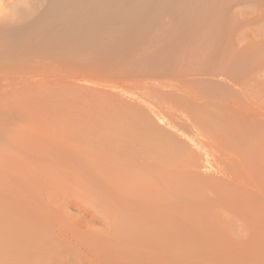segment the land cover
Listing matches in <instances>:
<instances>
[{
  "label": "rangeland",
  "instance_id": "374dc122",
  "mask_svg": "<svg viewBox=\"0 0 264 264\" xmlns=\"http://www.w3.org/2000/svg\"><path fill=\"white\" fill-rule=\"evenodd\" d=\"M96 3L102 0H0V126L20 128V135L15 132L20 137L29 130L32 136L33 130L51 129L54 137L63 134L71 140L76 132L80 137L105 132L109 138L120 123L122 129L136 126L133 133L141 134L142 140L121 148L146 157L123 163L133 170L132 203L145 212L141 218L149 229L129 240L120 238L100 215L92 216L93 207L71 206L68 201L67 205L61 192L65 194L64 177L60 190H55L57 196L53 192L54 201L66 204L64 213L74 222L68 230L64 222L42 229L51 249L45 264L264 263L260 226L250 216L252 208L264 203V159L253 155L250 159L242 147L247 136L256 138L255 120H263L252 115L246 104L248 91L264 86V0H114L111 6L116 8L105 4L89 10ZM133 6L144 8V13L127 16L125 11ZM143 114L146 127L138 121L137 115ZM8 128L1 130L9 133ZM119 133L110 134L115 147L116 137L123 135ZM191 140L212 153L209 165L215 176L198 173L183 178L187 175L183 168L201 165ZM18 145L22 149L16 152L24 150ZM8 158L3 157L5 162L0 158V169L3 162L6 167L12 162ZM12 171L9 178L0 173L1 188L7 186L12 193L26 188L22 193L33 202L39 196L50 201L40 192L47 188L42 182L38 188V181L27 179L28 174ZM30 179L40 195L28 188ZM18 180L27 185H19ZM170 194L171 203L184 195L182 204L177 200L179 207L191 201L195 212L188 211L189 204L185 207L200 222L186 225L188 221L177 214L176 222L154 226L152 216L163 210L162 198ZM181 220L186 222L177 224ZM136 238L154 242L153 249L151 244H143L149 252L138 247ZM164 248L163 254H153ZM175 251L181 253L174 254L177 258Z\"/></svg>",
  "mask_w": 264,
  "mask_h": 264
},
{
  "label": "bare ground",
  "instance_id": "6f19581e",
  "mask_svg": "<svg viewBox=\"0 0 264 264\" xmlns=\"http://www.w3.org/2000/svg\"><path fill=\"white\" fill-rule=\"evenodd\" d=\"M112 2H114V0H102V3H96L94 5H91L89 10L91 9V11H92V10L101 9L103 7V5H105V4L108 5V7H109V6H111ZM140 3H142V2H140ZM144 4L145 3H143V5L141 7H143ZM80 5H82V4H80ZM55 6H57V5L55 4ZM113 6H111V8H116V6L115 7H113ZM134 6L130 9H128V12L127 11H125V12L127 14L132 13V15H135V14L140 15V13L143 12L144 8L140 9V8L134 7ZM103 9H105V8H103ZM118 9H120V8L118 7ZM87 10H86V12H89ZM146 10H148V9H146ZM76 11H78V10H76ZM83 13H85V12H82V14ZM129 14L127 16H129ZM123 15H124V13H123ZM262 87H261V89L264 90V86H262ZM261 89L258 88L254 91L253 90L248 91L247 95L249 97L250 103L246 104V106L248 108V111L252 115H254L255 117L263 118V120H255V122L253 123L254 128L255 129L257 128L256 130L258 131L256 138H255V136L254 137L247 136L246 139H244L242 141V147H243L245 153L248 155V157L251 159L252 155H253V157L256 156V158H258L259 160L264 159V95H262L263 94L262 92H264V91ZM259 95H262V96L260 97ZM3 98H5V97H3ZM10 108L15 109L12 107H10ZM17 108H21V107H17ZM8 109H6L5 111L7 112ZM6 112H5V115H6ZM26 112H28V111H26ZM139 112H137V113H139ZM23 113H24V110H23ZM3 114H1V115H3ZM25 116H26V114H25ZM137 116L139 119L138 121L141 122V125L146 127L145 126L146 125V120H145L146 118H144V117L141 118V116H144V114L143 115H137ZM8 118H10V117H8ZM25 118L27 119V117H25ZM130 118H133V120L131 119V122L135 121L134 120L135 117H130ZM130 118H128L129 121H130ZM22 119H23V117H22ZM22 119H20V120H22ZM158 122L160 124H163L165 122L164 118L159 116ZM14 123H15V120H14ZM20 123H21V121H20ZM120 124L122 125V123H120ZM5 125H7V126L6 127L3 126V128L7 129L9 126L8 129L11 128L12 131H13V129L16 128V127L13 128L10 124H5ZM17 125H18V121H17ZM121 125H120V127L118 126V129H115L116 127L114 128L116 130V132L114 129L111 133L109 132L110 130H108L109 138L104 137L106 135L105 132L103 133L104 136H102V135L98 136L97 134H96V136L92 135V134L87 135V133H86V135H83L81 137H80L81 134H77V132L76 133L74 132L78 137L75 135L76 139L71 140L70 138H68L69 139L68 140L67 137H65V135L63 136L62 133H61L62 137H60L61 135L60 136L57 135V137H54L52 134L55 131L52 132V134H51V132H50L51 129L45 130L44 128H43V131H45V132L49 131L50 133L49 132L43 133L42 130H41L42 132H40V130L39 131L33 130V131H36L37 133L33 132L34 134L31 133L30 135H32V136H29V132H31V130H29V132H28L26 129V130H22V132L25 133V131H27L28 134H26L27 133L26 132L25 134L21 135V137L25 136V135H27L28 137L26 136V138L25 137L21 138L19 136L20 132H21L20 128H19L20 130L18 128H16L18 130L16 131V129H15L13 131L14 133L10 132L11 130H6V131H9V133H5V130H4V132L2 131L3 128H1V126H2V124H1L0 128L2 130L0 129V132H1L0 133V158L3 159V157L4 158L10 157L11 160H9V161L7 160V162H11V161L12 162L10 164L8 163L9 165H7V167H6L5 166L6 164L4 165L5 161L3 159L4 162L2 163V165L4 166V168L6 167L5 168L6 171H5V169H2V165H1L0 173L2 175H3V173L7 174V175H5V177H7V176H9L8 174L11 175V173H14L12 171V168H15V172L22 171L23 173H25V176L28 174L29 177L27 176L28 177L27 179L31 178L33 181H36V182L38 181L37 184L39 182H42L43 186L45 185L48 188L47 189V188L43 187L42 190L44 189L45 191L40 190V192L43 195L48 196L50 201H47L48 198H46V197L45 198L47 200H45L44 198H43L44 200H42L41 196H39V200L37 199L36 202H33L31 200L33 198L28 199L25 196V194L22 193L23 190H25L26 188L25 189L22 188L23 189L22 192H21V188H20L21 194H18L20 192H16V191H19V189H17V188H16V191L14 193H12L11 189L5 188L7 186H5L4 188L0 187V264H45L46 263L45 259L47 258V256L49 257L50 254H48V253H49V250H51V249H49V246H48L49 244H47L48 239L44 238L45 236L44 237L41 236L42 232L44 231L42 229L47 228V230H49V228H52L54 226L53 224H51L52 226H50L48 228L47 226H49L50 223H58L59 222V224L62 226H64L66 224L67 226L65 225V227H67V230H68V227L72 226V223L74 222V220L72 219L73 217L70 218V217L66 216V214L64 213V211H65L64 207L66 204H58L56 201H54L53 192L55 190H58L57 187H59V190H60V188L62 187L60 185V181H62V179L64 177H65V186H64L65 187V194L63 193V190H61V192L63 195L66 196L65 197L66 203L68 201L71 206L76 205V206H80L81 208H85V209L87 207H90V209H91V207H93L95 209V213H93L92 216H94L96 218L97 216L100 215V217L103 219L104 222L109 223L110 226H112L115 229V233L117 235H119L120 238L125 236V240L126 239L129 240L133 236L137 237L136 234H138L139 236H141L142 234H146L149 227H147L148 223H146L145 220L143 221V219L141 218V217H144V214H143L144 211L138 210L137 205L132 203L134 201V197L132 196V194H134L133 191L135 189L133 184L131 183L133 180V172L131 173V171H133V170L130 169L129 167H127L123 163V162L129 161V160H132L134 158H142V157L146 158V157L141 156V155L137 156L136 151L131 150L129 152H126V150L123 151V149L121 148V146H126L125 144H127L128 147L126 146L127 147L126 149H128L129 148L128 144L131 142L135 143V142L142 140V137H141L142 135L140 134L141 136L140 135L136 136L133 133V131H134L133 129H137L136 126L132 128L131 126L129 127V125L127 124L126 125L127 128H124L125 131H122L124 129H122L123 127L121 128ZM148 127H149V125H148ZM130 128H132V130ZM32 129H34V128H32ZM128 129L131 130L133 134H129V132L131 133V131L128 132ZM117 130H118V132H117ZM85 131H86V129H85ZM15 132H18L19 135H17V133H15ZM68 132H69V130H68ZM119 132H122L123 135L121 134L122 136L118 135L119 137L118 136H117L118 138L116 137L115 141L117 142V139H118L119 142H117L118 145H116V143L114 144V145H116V147H115V146H113V143H112L115 139V137L113 138L112 133L117 134ZM74 133H72V135H74ZM13 134H16L17 136L15 135L16 136L15 137ZM35 134L36 135L41 134V135L35 136ZM48 134H49V136H48ZM110 134H112V135L110 136ZM54 135H55V133H54ZM18 136L20 138H18ZM63 137H65V138H63ZM16 138H18V139H16ZM191 141L194 144V149H195L196 154L202 159L201 163H200L201 165L190 166V167L187 166V167L183 168L184 170L187 171V175H186L187 177L181 176L180 178L181 179H182V177L188 178L190 176L192 179L194 176L193 174H198V173L202 174V175L204 174V175H214L215 176V172H211L212 167L210 166L211 164L209 163V162H211L210 161L211 159L209 158V156H211L212 153H210L209 150H207L203 145H201V143H196L194 140H191ZM18 144H21V146L24 147L25 151L24 150H18V152H16V148L22 149L20 147H17V146H19ZM176 145L180 146V147L182 146L180 144L178 145V143H176ZM6 146H9V147L5 148ZM1 161H0V163H1ZM8 168H11V170ZM188 168H189L191 173L193 172L192 174L189 173V170H187ZM183 169H181V170H183ZM9 170L11 171V173L9 172ZM14 175L16 177L18 176V174L17 175L14 174ZM20 177L23 178L22 175L18 176L19 179H20ZM223 177H225V176H223ZM7 178H9V177H7ZM31 179L29 180L30 182L28 185L26 182L25 183L22 182V180L21 181L18 180V182H20V184L18 182L17 183L19 185H21L22 183H24L23 185L26 184L27 186L30 185L28 188L30 190L31 189L34 190L35 193L33 191L32 192H33V194H36V192H37V191H35L36 188H34L32 186L34 188L33 189L31 187V184L33 182ZM13 180H15V179L13 178ZM26 181L28 182V180H26ZM13 184L15 185V182ZM33 184H35V183L33 182ZM23 185H22V187H24ZM41 185L38 184V188ZM182 188L185 189L186 187H182ZM182 188H180V189H182ZM29 189H27V190L29 191ZM38 191H39V189H38ZM181 191H179L177 193H180ZM185 191L189 192L188 190H185ZM56 192L57 191H55V194H56ZM187 192L185 193V198H187L186 200H188V197H189L188 196L189 193H187ZM24 193L27 194V191H24ZM174 193H176V192H174ZM181 193L184 194V191H182ZM171 194H172V192H171ZM171 194L167 195V196L164 195L165 197L162 198L164 200V202L161 203V204H163L161 207L163 210L156 211V213L152 216L151 221H152L153 225L154 224L156 225V223H159V222L161 223L160 225H164L166 223H169L171 220L176 222L177 220H175V218L178 217L177 214H179L180 218L184 217V219L186 221H188L187 223H185L186 225L188 223L192 224L194 222L199 223L200 219L198 221L197 217L190 214L191 210H193L192 213L195 212V208L193 207V209H192V207H191L192 205L189 204L191 201H189V203H188L190 205V208H191L190 210L186 209V207L189 206L188 204H186L187 206L185 205L186 207L184 205H180V207H179V203H181V199L184 197V195L180 194L181 196L179 195V197L183 196L181 199L176 198L175 200H173V201H175L174 202L175 204H174V203L170 202V199L168 200V196H169V198L172 197ZM186 194H187V196H186ZM36 195H40V194L37 192ZM31 196H29V197H31ZM56 196H57V194H56ZM175 196H177V195H175ZM32 197H36V196L34 195ZM62 198H64V196H62ZM191 198L192 197H190V199ZM61 200H63V199H61ZM177 200H179L180 202L177 203ZM186 200H184V201H186ZM69 204L67 203V205H69ZM137 204L139 206H141L140 203H137ZM183 204H185V202H183ZM142 208H144V207H142ZM151 210H153V209H151ZM184 212H186L187 214L186 213L184 214ZM250 212H251L250 216L255 217L256 220H258V223L260 226V232L259 233L261 235L259 238H261V240H264V203H262L261 206H258L256 208H252L250 210ZM182 215H184V216H182ZM94 217H92V218H94ZM83 220H84L85 224H87V225L89 224V221L87 219L83 218ZM185 220H181V223L178 222L177 224H182ZM202 220H203V218H202ZM256 220H254V221H256ZM61 222H64L65 224L61 223ZM190 224H189V226H187V228L188 227L190 228V226L193 225V224L192 225H190ZM256 224H257V221H256ZM186 225H185V227H186ZM146 227H147V230H146ZM56 228H54V230ZM51 231H52V229H51ZM52 234H53V232H52ZM154 234H156V233H154ZM208 234H209V232H208ZM207 236L208 235L206 234V237ZM194 238H196V237H194ZM194 238L192 237L191 239H194ZM136 239H137L136 241H138L136 244L138 245V247L140 246L141 248H143V250H145L146 247H147L146 249L148 250V252H149V249H153L154 245L152 243H154V242H152V243L148 242V244H147L143 241L139 242L140 238H139V240H138V238H136ZM155 240L152 239V241H155ZM134 241L135 240H133L132 242L134 243ZM157 241L158 240H156V242ZM141 242H143V243H141ZM160 242H163V241H160ZM261 242H260V244H261ZM143 244L144 245L151 244L152 247L150 246V248L148 249L149 246H144ZM161 244H159L157 246L161 247L160 246ZM114 246H115V244H114ZM167 246L168 245L166 244L165 247L167 248ZM260 246H259V248L261 249ZM120 247H121V245H120ZM163 247L164 246L162 245V248ZM174 249H176V248H173V250L169 249V251L174 252ZM260 249H259V251L257 250L258 253L263 254V252H261V251H264V250L262 249L260 251ZM161 250L156 249L155 253L153 251V254L154 255L156 254V257H157L158 254H163L162 252L166 251L165 248L163 249V251H161ZM188 250H190V249H188ZM188 250H186V251H188ZM156 251H157V253H156ZM124 252H125V250H124ZM144 252H146V251H144ZM207 252H209V249L207 250ZM168 253H170V252H168ZM177 253L178 252H176V251H175V253H173V256H174L173 258H177L176 256L181 254L180 252L178 254ZM210 253H212V252L210 251ZM61 254H63V253H61ZM174 254L175 255L177 254V255L175 256ZM247 254H249V253H247ZM211 256H213V255H211ZM254 256H256V255H254ZM165 257H166V255H165ZM173 258L171 260L172 262L175 261V260H173ZM256 258H257V256H256ZM259 258H261V256ZM166 259L167 258H165L164 260H166ZM132 260L133 259H131V261ZM249 261H251V260H249ZM263 261H264V259H263ZM198 262H199V260H198ZM220 262H219V264H220ZM235 263H236V261H235ZM261 263L264 264L263 262H261ZM169 264H171V262ZM254 264H255V262H254Z\"/></svg>",
  "mask_w": 264,
  "mask_h": 264
}]
</instances>
